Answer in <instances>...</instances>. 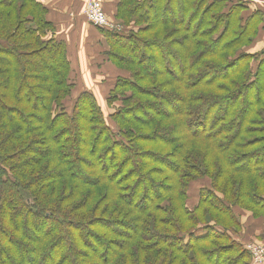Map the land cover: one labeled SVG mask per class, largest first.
I'll use <instances>...</instances> for the list:
<instances>
[{"label":"trees","instance_id":"1","mask_svg":"<svg viewBox=\"0 0 264 264\" xmlns=\"http://www.w3.org/2000/svg\"><path fill=\"white\" fill-rule=\"evenodd\" d=\"M115 1L103 55L128 77L109 126L88 91L65 109L70 62L41 1L0 0V264H251L231 235L234 208L264 221V51H242L262 14Z\"/></svg>","mask_w":264,"mask_h":264},{"label":"crops","instance_id":"2","mask_svg":"<svg viewBox=\"0 0 264 264\" xmlns=\"http://www.w3.org/2000/svg\"><path fill=\"white\" fill-rule=\"evenodd\" d=\"M40 1L47 9L45 18L54 26L56 38L64 41L66 44V51L71 67L70 76L72 77L74 86L80 87L72 96H77L81 91H88L95 97L100 107L103 104L106 105L105 99L107 93L116 78H127L128 73L114 67L103 55V52L107 49L105 39L100 33L99 27L90 25L84 16V5L90 0ZM95 1L101 3L108 21L112 25L120 26L115 23L114 18L116 1ZM243 1L247 3L248 7L258 10L263 16L256 38L246 48V51L252 54L259 53L264 51V0ZM101 109L103 111L102 107ZM233 210L239 220L240 230L237 233H232L231 237L250 253L249 246H261L264 243V231L261 227V222H257L251 215L245 214L242 211L240 212L237 208ZM259 242L261 243L259 244ZM251 264L256 263L252 261Z\"/></svg>","mask_w":264,"mask_h":264},{"label":"built area","instance_id":"3","mask_svg":"<svg viewBox=\"0 0 264 264\" xmlns=\"http://www.w3.org/2000/svg\"><path fill=\"white\" fill-rule=\"evenodd\" d=\"M84 16L86 21L92 25L93 27H99V28H107V29H116L120 30L121 27L118 25H112L108 21V17L106 16L105 12L103 11V8L101 4L98 1L90 0L86 3L85 9H84ZM263 247H257L253 246L250 248L251 253L255 256L254 263L260 262L263 257H261V254L264 253Z\"/></svg>","mask_w":264,"mask_h":264},{"label":"rangeland","instance_id":"4","mask_svg":"<svg viewBox=\"0 0 264 264\" xmlns=\"http://www.w3.org/2000/svg\"><path fill=\"white\" fill-rule=\"evenodd\" d=\"M87 3V2H86ZM86 3H85V5H86ZM85 5H84V9H85ZM250 12V11H249ZM249 14V13H248ZM115 23H117V24H120L118 21L116 22L115 21ZM111 31H113V32H120L119 30H116V29H112ZM242 51L243 52H246V48L244 47V48H242ZM73 81V80H72ZM77 86H78V84H77ZM80 87H75L74 88V91H73V93L74 92H76L78 89H79ZM81 88H83V87H81ZM84 89V88H83ZM75 95L74 96H72V98L70 99V100H68L66 103H65V109L67 110V111H70L71 110V107H72V105H73V101L75 100ZM119 104V103H118ZM102 108H103V111H104V115H105V118H106V121H107V123L109 124V126L111 125L110 124V121L108 120V116H109V114L110 113H112L114 110L113 109H115L114 107L112 108V107H110V108H107L106 107V105H104L103 104V106H101ZM205 181L203 180V181H197L195 184H191V188L193 187V190L191 189L190 190V193H191V199H195V196H196V192H197V189H198V187H199V185H203V183H204ZM226 183V182H225ZM260 191L264 194V187L263 188H261L260 189ZM239 210H240V212L242 211L243 213H245V214H251V212L250 211H248V210H243V209H240V208H238ZM254 219L257 221V222H261V227H262V229H263V231H264V221H263V219L262 218H255L254 217ZM261 242H259V244H260ZM254 246H257V247H263L262 249H264V243H263V245L261 244V246L260 245H254ZM253 246H249V251H250V248H252ZM250 256H251V259H252V261L254 262V258H255V256L253 255V253H251V251H250ZM261 257H263L262 258V260L260 261V262H257L256 264H261V263H264V253H262L261 254Z\"/></svg>","mask_w":264,"mask_h":264}]
</instances>
